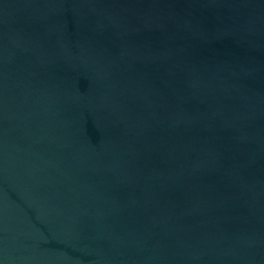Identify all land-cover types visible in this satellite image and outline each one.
Here are the masks:
<instances>
[{"label":"water","instance_id":"water-1","mask_svg":"<svg viewBox=\"0 0 264 264\" xmlns=\"http://www.w3.org/2000/svg\"><path fill=\"white\" fill-rule=\"evenodd\" d=\"M0 264H264V0H0Z\"/></svg>","mask_w":264,"mask_h":264}]
</instances>
